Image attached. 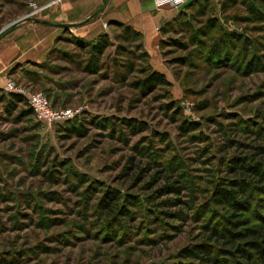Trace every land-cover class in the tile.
Returning a JSON list of instances; mask_svg holds the SVG:
<instances>
[{
    "label": "rangeland",
    "instance_id": "obj_1",
    "mask_svg": "<svg viewBox=\"0 0 264 264\" xmlns=\"http://www.w3.org/2000/svg\"><path fill=\"white\" fill-rule=\"evenodd\" d=\"M49 2L0 0V264H200L177 254L220 231L213 185L264 162V21L246 11L264 6L200 2L148 49L101 22L93 0ZM149 72L166 85L135 88ZM7 82L74 116L39 122L21 96L9 101ZM260 200H249L251 226H264Z\"/></svg>",
    "mask_w": 264,
    "mask_h": 264
},
{
    "label": "trees",
    "instance_id": "obj_2",
    "mask_svg": "<svg viewBox=\"0 0 264 264\" xmlns=\"http://www.w3.org/2000/svg\"><path fill=\"white\" fill-rule=\"evenodd\" d=\"M205 1L193 0L183 9H190L200 2ZM255 1L259 5L264 6V0ZM246 11L252 17L253 21H264V14L260 13L252 5L249 4L246 7ZM175 18L160 27L159 31L164 33L167 26ZM125 29L134 35L137 34L129 26H125ZM220 35L222 36L219 41L220 43H224L226 39L240 41V37L235 34L221 33ZM221 45L216 44L212 52L218 54ZM105 46V42H97L91 45L90 53L93 55V60L102 53ZM133 85L137 89L148 91L156 86H165L166 81L163 75L156 72H149ZM9 97L10 102H23V99L17 95L10 94ZM196 127L195 124L183 122L179 130L181 132H191L195 131ZM263 163H244V166L238 169V179L233 181L231 186H229L230 184H228L229 182L227 180H220L219 183L213 185L210 200L216 206L223 207L224 209L222 215L216 216L218 218L217 227L220 228V231L217 232L216 229L211 230L205 239L207 241L205 244H196L180 250L177 254L178 259H196L200 261V264H214L213 259L209 256L212 253V248L208 246V243H214L218 246V256L221 257L219 260L225 264H264V226H251L248 218L244 217L245 213L250 211L249 200L251 201L252 194L258 193V195H264V166H261ZM248 172L252 173V175H248ZM164 188L174 193H178L179 191V188L174 186ZM259 202L264 207L263 200ZM259 220L264 224V214L259 215ZM177 264L183 263L179 262Z\"/></svg>",
    "mask_w": 264,
    "mask_h": 264
},
{
    "label": "crops",
    "instance_id": "obj_3",
    "mask_svg": "<svg viewBox=\"0 0 264 264\" xmlns=\"http://www.w3.org/2000/svg\"><path fill=\"white\" fill-rule=\"evenodd\" d=\"M93 3L99 9L100 21L105 19L129 26L142 36L148 49L159 39V28L183 10L156 8L152 0H93ZM6 60L7 51L0 52V70L6 66Z\"/></svg>",
    "mask_w": 264,
    "mask_h": 264
},
{
    "label": "built area",
    "instance_id": "obj_4",
    "mask_svg": "<svg viewBox=\"0 0 264 264\" xmlns=\"http://www.w3.org/2000/svg\"><path fill=\"white\" fill-rule=\"evenodd\" d=\"M60 0H50L46 5L49 7ZM156 8H169L173 10H182L188 3L189 0H152ZM29 8L32 13L39 11V8L34 4V2L29 3ZM5 91L8 93L21 96L26 100L27 105L32 111L34 117L41 123L51 125L57 122H63L71 119L74 114L69 110L54 111L51 109L49 103L47 102L45 96L41 93H34L26 95L19 88H16L12 83L7 82L5 84Z\"/></svg>",
    "mask_w": 264,
    "mask_h": 264
}]
</instances>
